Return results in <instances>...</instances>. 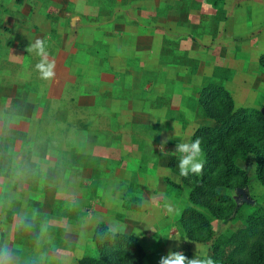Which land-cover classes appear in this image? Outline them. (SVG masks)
<instances>
[{
	"label": "rangeland",
	"instance_id": "1",
	"mask_svg": "<svg viewBox=\"0 0 264 264\" xmlns=\"http://www.w3.org/2000/svg\"><path fill=\"white\" fill-rule=\"evenodd\" d=\"M213 1L0 0V264H77L97 253L100 221L133 233L145 264L170 250L211 253V239H188L176 225L190 187L148 177L144 157L127 166L124 155L166 127L164 138L187 142L185 123H203L191 94L207 77L226 82L236 105L264 111V71L247 62L264 50V0ZM37 38L55 61L51 80L27 51ZM236 162L247 182L218 187L238 210L212 219L214 235L264 203L254 154Z\"/></svg>",
	"mask_w": 264,
	"mask_h": 264
},
{
	"label": "trees",
	"instance_id": "2",
	"mask_svg": "<svg viewBox=\"0 0 264 264\" xmlns=\"http://www.w3.org/2000/svg\"><path fill=\"white\" fill-rule=\"evenodd\" d=\"M216 2L213 1L214 5ZM258 64L264 71V50L259 53ZM213 75H217L214 70ZM196 101L214 123L198 125L191 135L190 142L197 138L201 141L204 162L201 174L181 176L175 166V155L169 157L171 170L190 187L191 204L181 209L176 219L177 228L191 240L211 239V253L206 256L211 257L214 264H264V203L249 212H241L242 224L234 230L214 235L212 226L213 218H229L238 210L234 199L218 189L247 182L246 170L237 164L238 158L254 154L257 176L264 182V111L252 105H236L230 90L211 77L203 80ZM166 180L180 187V183L168 176ZM130 200L139 202L140 197ZM92 242L97 253L81 255L77 264H145L150 257L133 233L113 230L102 221L94 227ZM201 258H205L204 255Z\"/></svg>",
	"mask_w": 264,
	"mask_h": 264
},
{
	"label": "crops",
	"instance_id": "3",
	"mask_svg": "<svg viewBox=\"0 0 264 264\" xmlns=\"http://www.w3.org/2000/svg\"><path fill=\"white\" fill-rule=\"evenodd\" d=\"M130 29H131V31H134L135 26H132ZM259 53L256 54L251 59H249L248 61L247 60L246 61L247 62L254 61L252 63L259 65L258 64ZM226 65L230 66V64H228V59H226ZM200 76H201L200 72L197 71V73L191 74L190 79H192L194 81V80L198 79ZM211 76H213V74H211ZM148 83L149 82L145 83V85H146L145 87H141V88L132 87V88H135V90H137L138 92L141 93V91L143 92L145 90V88H147V86L149 85ZM223 84H224V86L227 87L226 82H224ZM201 85H202V83H201ZM201 85L200 86L198 85L197 89L195 90V93L193 92L191 94L192 99L196 100L198 98V94H199ZM126 86L128 87L127 84H126ZM186 91H187L186 87L184 89L182 88V90H181V92H183V94H186ZM106 98H108L107 95H106ZM198 107L201 110V115H202V119H203V123H200V125L201 124H213L214 120L205 114V112L203 111V109L200 105H198ZM198 107H196L197 110H198ZM191 119L192 118L189 119V122L185 121L186 122L185 126H184L185 129H183V131H185V133L187 132V136L185 137L187 142H190L193 130L199 125V124L198 125L194 124ZM156 121L157 120H155V124H156ZM187 121H188V118H187ZM161 125H162V123H161ZM168 128L169 127H166L165 129L162 130L163 134L161 136L159 135L156 137L154 135L152 138L150 136H147L146 139H144V141L141 143L140 146H136V147L130 146L129 148H126L124 160H125V163L127 164L130 156H133L134 154H135V156L138 157V161H139V159H142L144 157L145 161H146V166H145V170L142 171V174H145L148 177L156 176L158 174L162 177L168 176L171 180H173L177 183H180L181 185H184L181 181L179 174L175 173L174 171H171V169L168 165L169 157L173 154V155H175V166L178 168L179 157L181 154H178L177 152H175V146H176V144L183 142L184 138L182 140L179 137L174 138L173 137L174 134L171 132L172 138H171V140H167V143L164 145V148H165L164 152L159 151V145H160L161 141L165 139L163 137L164 133L166 135L168 134ZM127 166H128V164H127ZM129 166L131 167L132 165H129ZM131 171H132L131 174H134L133 169H131ZM186 191L188 194L189 190H186Z\"/></svg>",
	"mask_w": 264,
	"mask_h": 264
},
{
	"label": "clouds",
	"instance_id": "4",
	"mask_svg": "<svg viewBox=\"0 0 264 264\" xmlns=\"http://www.w3.org/2000/svg\"><path fill=\"white\" fill-rule=\"evenodd\" d=\"M27 51L29 53L34 52L36 56L40 57L35 65L40 78L42 80H51L55 76V61L49 59L45 40L37 38L27 46ZM166 143L167 138L161 141L159 145L160 152H164V145ZM175 152L181 154L178 163L181 176H188L189 173L197 175L202 173L204 162L201 159L202 149L199 138L192 142H181L176 144ZM168 211H173L171 206L168 207ZM169 238L172 239L171 237ZM175 239L179 246L180 237H176ZM203 255L205 258L195 255L192 258H188L182 251L170 250L166 255L160 257L158 264H214L211 257H207L206 253Z\"/></svg>",
	"mask_w": 264,
	"mask_h": 264
}]
</instances>
